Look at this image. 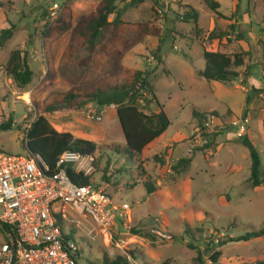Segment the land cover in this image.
<instances>
[{
  "label": "rangeland",
  "instance_id": "1",
  "mask_svg": "<svg viewBox=\"0 0 264 264\" xmlns=\"http://www.w3.org/2000/svg\"><path fill=\"white\" fill-rule=\"evenodd\" d=\"M9 1L0 0L6 9L12 7ZM11 1L18 2L19 15L9 14L18 30L4 53L22 48L29 37L28 50L31 45L35 49L36 60L34 57L30 60L35 77L26 89H19L15 83L12 86L0 83V125L10 118L17 123L11 131H0V152L26 155L27 122L41 115L52 117L50 121L53 122H56L53 117H59L62 122L57 123L67 121L75 138L80 139L79 133L88 131L101 139L94 142L98 151L92 158V184L112 194L115 200L133 204L138 215L144 216L145 227H158L156 220L166 216L170 224L167 231L174 238L169 243H155L138 231L141 234L133 232L138 235L137 239L119 238L123 249L114 244L108 247L105 235L91 220L76 216V222H68L66 226L73 228L81 250L80 264H105V259L126 258L129 253L137 264H200V248H204L202 252L208 254L209 263H212L210 258L219 249L218 240L221 244L228 236L237 238L264 229V187L255 189L250 185L252 162L247 150L239 144L236 132L224 133L208 155L204 152L192 154L190 144L177 150L175 158L193 156L191 168L181 176L172 169L177 161L172 159L168 168H162L154 160V153L159 155L176 134L189 136L195 125L194 111L215 109L225 116L231 109L241 118L245 109L248 110V97L256 96L258 100L254 98L255 110L249 120L255 146L261 154V175L264 177V95L260 96L264 94V47L263 50L258 47V38L264 35L261 32L264 30V0H240L239 3L238 0H215L221 4L219 14L212 12L202 0H148L130 7L120 4L125 25L119 38L111 42L113 28H106L92 52L83 46L76 27L102 0H32V3L27 1V7L26 0ZM54 4L60 5L61 10L56 18H51L50 9ZM189 7L199 13L197 27L193 21L184 19ZM145 30L153 35H145ZM32 35H35L33 40ZM159 38L164 40L161 45L164 62L156 71L153 84L172 125L142 158H131L127 155L116 110L111 109L112 116L110 110L100 113L98 106L91 104L75 111L58 102L70 92L84 96L103 80L120 82L137 70L155 69L158 62L153 54L159 48ZM241 40L249 47L245 65L236 69L240 75L248 74L244 80L238 78L230 84L214 85L199 77L198 71L206 66L204 51L233 56L242 52L238 43ZM139 42L145 43L144 46L130 52ZM240 85L247 92L239 89ZM49 106H56L58 111L47 114ZM88 110L101 114L102 120L91 121L87 117ZM68 112L70 119L66 117ZM173 145L175 149L178 144ZM158 181L173 185L165 186L148 206L140 207L149 196L144 187L137 186L145 182L158 186ZM189 181L190 199L184 195ZM105 183L112 185V193L105 189ZM187 227L192 229V235L185 233ZM2 241L0 230V244ZM190 244L196 249H191ZM229 246L238 247L226 255L242 254L257 259L253 263L264 262V239Z\"/></svg>",
  "mask_w": 264,
  "mask_h": 264
},
{
  "label": "trees",
  "instance_id": "2",
  "mask_svg": "<svg viewBox=\"0 0 264 264\" xmlns=\"http://www.w3.org/2000/svg\"><path fill=\"white\" fill-rule=\"evenodd\" d=\"M146 1L148 0H102L96 9L76 27L77 36L82 39L83 46L89 52H92L102 32L109 27H112L114 31L110 41L115 42L122 32V26L125 25V22L121 18L119 5L123 4L124 7L137 6L146 3ZM202 1L212 12L219 14V10L221 9L219 2L215 0ZM0 7H3L1 2ZM113 16H116V18L114 21H111L110 19ZM184 19L186 22L193 21L196 27L199 25V13L193 7L188 8V11L184 14ZM232 29H235L234 25H232ZM15 31L16 26L11 25L9 29L0 32V47H4L14 37ZM145 35L150 36L153 34L145 30ZM228 36L232 37L233 35L229 34ZM159 42L160 47L153 54L154 59L158 62L155 69L137 70L131 77L120 82L103 80L90 91L86 92L84 96L70 92L63 95L58 102V105H64L68 110L75 111L83 110L91 104L97 105L99 109L111 108L116 110L117 117L120 118L124 129L127 155L131 158H142L145 150L162 138L171 127V121L164 107L158 101L153 84V78H156V71L163 64L161 45L164 40L159 38ZM203 56L206 66L204 70L198 72L199 77L207 82H218L226 85L239 78V73L236 69L242 68L245 65V60L249 56V53L242 51L231 56L220 52L204 51ZM6 72L19 89H26L32 85L35 77V73L28 64L27 52L19 49L11 52L6 64ZM247 103H249V99ZM57 111L56 106H49L46 109L47 114H53ZM209 114L211 113L194 112L193 117L196 121H201L205 120ZM214 114L220 115L218 113ZM224 117L231 120L234 119V115L230 111ZM13 127L14 120L10 118L6 124L0 125V131H11ZM217 137L206 148H215ZM238 142L247 150L252 162L250 185L255 189L264 187V177L261 175V154L255 146L252 136L248 133L245 138L240 139ZM25 147L28 155L40 156L52 171L56 170L57 162L64 152L73 151L81 157L94 158L98 151L97 145L92 141L75 138L71 133L57 132L49 119L44 115L39 116L27 128ZM206 148L195 149L192 153L204 152L208 155L210 151L206 150ZM173 152L174 147H167L159 155L154 156V160L158 161L162 168H168L171 165ZM192 158L193 156L179 160L175 166L172 165V169L176 171L178 176H181L191 168ZM68 173L71 181L76 185H93V177L91 175L83 172L75 173L69 168ZM143 187L148 194L155 193L158 189L156 184L148 182H145ZM134 232L140 233L137 230H134ZM185 233L192 235L193 231L190 227H187ZM141 235L150 238L145 233ZM263 237L264 229L237 238L228 237L219 244V247H224L229 243L249 242ZM189 247L196 249L192 244ZM220 256L221 254L216 252L210 258V261L216 264ZM198 261L200 264H203L200 252L198 253ZM104 263L129 264L128 260L123 257H117L115 260L105 259ZM252 264H264V262Z\"/></svg>",
  "mask_w": 264,
  "mask_h": 264
},
{
  "label": "built area",
  "instance_id": "3",
  "mask_svg": "<svg viewBox=\"0 0 264 264\" xmlns=\"http://www.w3.org/2000/svg\"><path fill=\"white\" fill-rule=\"evenodd\" d=\"M60 10L61 6L54 4L50 9L51 18H56ZM87 115L93 122L102 120L101 114L92 110H88ZM249 124L248 116L231 120L211 113L205 120L196 121L188 142L193 150L204 149L228 131L236 132V138L243 139L249 133ZM92 161V158L67 151L52 171L40 156L0 152V230L3 238L0 264H80L81 250L73 228L66 226L68 222H76V216L91 220L105 235L108 247L114 244L123 249L119 238H138L133 234L131 204L116 206L105 191L71 181L70 165H75L78 173L89 175L93 171ZM156 223L158 227L149 228L146 234L155 243L172 242V235L159 220ZM217 242L220 244V240ZM126 259L129 264H137L132 253L127 254Z\"/></svg>",
  "mask_w": 264,
  "mask_h": 264
},
{
  "label": "crops",
  "instance_id": "4",
  "mask_svg": "<svg viewBox=\"0 0 264 264\" xmlns=\"http://www.w3.org/2000/svg\"><path fill=\"white\" fill-rule=\"evenodd\" d=\"M27 1L28 2H31L32 3V0H26V2H25V4H26V7L28 6V4H27ZM239 1L240 0H238V3H239ZM1 3H3V2H1ZM8 3H10L11 4V8H9V9H6L5 8V6H3V7H0V32L2 31V30H5V29H9L10 27H11V25H14V26H16V31H15V34H16V32H17V30H18V26L16 25V24H14L12 21H11V19H10V17H9V14H18L19 13V11L17 10V6H18V2L16 3V2H14V1H9ZM4 4V3H3ZM239 5V4H238ZM14 10V11H11V10ZM12 12V13H11ZM19 15V14H18ZM17 18H19V16H17ZM261 32H264V30L263 29H261ZM237 33H239V32H237ZM15 34H14V36H15ZM32 37V40H33V38L35 37V35H32L31 36ZM14 38V37H13ZM12 38V39H13ZM11 39V40H12ZM45 38H43V40H44ZM10 40V41H11ZM9 41V42H10ZM8 42V43H9ZM29 42V37L26 39V42H25V44L22 46V48H19V50H22V51H24V50H27L26 52L28 53V64H29V66H30V60L32 59L31 57H34V60H36L35 59V56H33L34 54H33V50H35L34 49V47L31 45L30 47H31V49H29L28 50V46L29 45H27V44H29L28 43ZM8 43L4 46V47H0V83H3V85L4 86H7V85H9V86H12L13 85V80L7 75V72H6V64H7V62H8V60H9V57H10V54H11V52H6V53H4V49L7 47V45H8ZM238 43H239V45H240V47L242 48V51H244V52H247V53H249V47H247L246 46V44H245V42H244V40H241V41H238ZM32 44V43H31ZM144 44L145 43H142V42H139L138 44H136V45H134L132 48V50L130 51V52H132L133 50H137L138 48H140V47H142V46H144ZM258 47H259V50H263V47H264V35H262V36H259V38H258ZM244 46H246V47H244ZM159 47H160V45H159ZM15 50H18V49H15ZM14 51V50H13ZM30 56V57H29ZM162 57V56H161ZM163 62H164V60H163ZM246 62V61H245ZM156 66H157V64H156ZM160 66H162V64L160 65ZM30 68H31V66H30ZM32 69V68H31ZM240 69V68H239ZM32 71H33V69H32ZM142 71H144V70H142ZM200 71H202V70H200ZM34 72V71H33ZM199 72V71H198ZM248 76V74L246 73V76H244V75H240L239 74V78L240 79H245V77H247ZM211 83H214V85L215 84H219L218 82H211ZM238 88L239 89H241V90H243V91H245L244 89V87H242L241 85L240 86H238ZM212 90H213V92H215V86H212ZM258 90H261V89H258ZM245 92H247V90L245 91ZM263 95L264 94H262V95H260V96H262L263 97ZM4 97V96H3ZM256 100H258V97H254ZM253 98V96H249L248 97V99H250L249 100V103H247V107H248V110L247 109H245V112H244V114H243V116L241 117V118H243L245 115H248V117H249V119H250V115H251V113L255 110L254 109V102L256 101L255 99ZM25 99H26V97H25ZM255 100V101H254ZM1 110V109H0ZM106 110H110V113L112 114V116H113V111L111 110V108H104V109H100V113H104ZM247 110V111H246ZM232 112L233 113V115H234V118L235 119H241L240 117H237L238 115L233 111V110H231V109H228V111L227 112ZM194 112H199V113H218V111L217 110H215V109H209V110H203V111H194ZM219 114V113H218ZM69 115V116H68ZM67 119H70V114H69V112H68V114H67ZM52 118V117H51ZM51 118H48L49 119V121H50V119ZM37 120V118L35 119V120H30V121H28L27 122V124H28V126H27V128H29L30 127V125L33 123V122H35ZM53 120H56V122H53V121H50V123L52 124V126L55 128V130L57 131V132H59V133H71V134H73L71 131H70V128H69V126H68V122L66 121L65 123H57V121L58 122H62V120L59 118V117H57L56 119H55V117H53ZM119 121V120H118ZM195 123H196V120H195ZM17 125V123H16V121L14 120V127ZM172 125V124H171ZM121 127V126H120ZM27 128H25L26 130H27ZM84 128V127H83ZM82 128V129H83ZM123 132V131H122ZM249 134L252 136V140L254 141V143H255V140H254V138H253V135H252V128L250 127V124H249ZM124 135V134H123ZM79 137H81L80 139H83V140H88V141H93V142H97V141H100L101 139L98 137V136H95V135H93V134H91L90 132H88V131H85V132H82V133H79ZM220 138V137H219ZM161 140V138L159 139V140H157L156 142H158V141H160ZM184 140H185V142H184ZM155 142V143H156ZM188 142V136H184V135H178V134H176L175 135V137L170 141V144H168V145H165V147L163 148V149H161V151H163L164 149H166L167 147H174V145L173 144H178L177 146H176V148L174 149V152H173V155H172V159H173V162L174 161H179V160H181V159H184V157L183 158H175V153H176V151L177 150H179L181 147H183L184 145H189V143H187ZM154 144V143H153ZM152 144V145H153ZM151 145V146H152ZM150 146V147H151ZM218 146H219V144H218ZM242 146V145H241ZM149 147V148H150ZM190 147V146H189ZM243 147V146H242ZM148 150V149H147ZM219 150V147H218V149H217V151ZM146 151V150H145ZM161 151H159V153L161 152ZM155 155H157V153H154ZM189 154H190V152H189ZM193 154V153H192ZM190 157H192V156H188V157H185V158H190ZM172 162V161H171ZM192 162H193V158H192ZM192 166V165H191ZM69 169H71L72 171H74L75 173H78L77 171H76V166L75 165H70L69 167H68ZM89 175H91L92 177H93V174L92 173H90ZM175 184H178V181L176 182V183H174V185ZM173 185V184H172ZM172 185H164L163 184V182L162 181H158V189H157V191L155 192V193H152V194H148V198L145 200V202L144 203H141L140 204V207H145V206H148L149 204H150V202H151V200L153 199V197L154 196H156L158 193H160V191L162 190V188H164L165 186H168L169 188H170V186H172ZM105 189L106 190H108V191H110V193H112V189H113V187H112V185L111 184H108V183H105ZM137 187H143V184L142 185H138ZM111 189V190H110ZM135 189V188H134ZM145 189V188H144ZM184 195H185V197L186 198H188V199H190L191 197H192V192H191V187H190V181L189 182H187V184H186V191L184 192ZM110 197H111V199L113 200V202H114V204L116 205V206H121V205H123V204H126V203H123V202H121V201H118V200H115L114 199V197L112 196V194L111 195H109ZM132 205V207H133V224H134V226H135V230H137V231H141V233H145L146 234V231L150 228V227H145L144 225H143V221L142 220H144L143 219V217L144 216H139L138 215V212H136L137 210H136V208H134V205L133 204H131ZM140 209H142V208H140ZM136 213V214H135ZM161 214L163 215L164 213L163 212H161ZM157 221V220H156ZM160 222H161V225H162V227L167 231V229L169 228V226H170V224H169V222H168V220L166 219V216H164V218L162 219V220H159ZM152 228V227H151ZM168 232V231H167ZM213 231H210V233H212ZM221 236H223V237H225L226 235L225 234H220ZM220 237V236H219ZM229 237V236H228ZM238 237H240V236H238ZM147 240H151V241H153L152 239H150V238H146ZM260 239H264V237L263 238H260ZM255 240H257V239H255ZM252 241H254V240H252ZM252 241H249V242H240V243H229V244H227V245H225L224 247H219V249H217V251L216 252H219L220 254H221V256L218 258V261H217V263L216 264H222V263H237V264H251V263H253L254 262V260H257V259H252V257H247V256H244V255H235L234 257L233 256H230V255H226V253L227 252H229V251H231V250H234V249H236V247H238V246H229V245H232V244H236V245H247V244H249V243H251ZM201 249V251H200V253H201V260H202V262H203V264H213V263H209V257L207 256L208 254H204V252H202L203 250H204V248H200ZM211 262V261H210Z\"/></svg>",
  "mask_w": 264,
  "mask_h": 264
},
{
  "label": "water",
  "instance_id": "5",
  "mask_svg": "<svg viewBox=\"0 0 264 264\" xmlns=\"http://www.w3.org/2000/svg\"><path fill=\"white\" fill-rule=\"evenodd\" d=\"M118 120H119V122H120V126H121V129H122V131H123V134H124L123 125H122V122H121V120H120V118H119V117H118Z\"/></svg>",
  "mask_w": 264,
  "mask_h": 264
},
{
  "label": "bare ground",
  "instance_id": "6",
  "mask_svg": "<svg viewBox=\"0 0 264 264\" xmlns=\"http://www.w3.org/2000/svg\"><path fill=\"white\" fill-rule=\"evenodd\" d=\"M25 100L28 101V98H26Z\"/></svg>",
  "mask_w": 264,
  "mask_h": 264
}]
</instances>
